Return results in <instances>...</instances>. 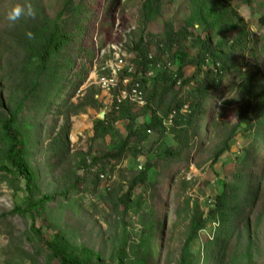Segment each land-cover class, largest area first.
Segmentation results:
<instances>
[{
	"label": "rangeland",
	"instance_id": "rangeland-1",
	"mask_svg": "<svg viewBox=\"0 0 264 264\" xmlns=\"http://www.w3.org/2000/svg\"><path fill=\"white\" fill-rule=\"evenodd\" d=\"M143 1L0 0V98L9 109L18 107L23 100L21 71L25 57L34 52L29 46L39 49L43 43V38L30 34L28 26L44 17L58 18L74 34L69 46L53 54L49 84L35 99L26 102L17 124L27 138L26 160L40 186L36 197L48 194L54 198L47 203L38 227L48 239L62 230L70 243L69 251L87 246L102 255V264H120L122 259L124 264H137L146 254L141 237L151 223L156 229L148 245L149 264H264V136L256 140L264 105L260 112L249 113L250 124L242 123L240 112L245 102L239 92L240 85L250 80L264 88V26L259 23L264 0H253L250 5L232 0L250 33L241 46L231 51L230 62L236 70L224 77L221 86L211 90L212 101L202 122L201 135L190 138L183 161L171 166L163 163L162 157L168 147L177 145L173 120L158 130H148L147 125L155 112L169 119L171 100L184 102L182 113H189L188 93L203 79L197 73L191 83H184V79L194 76L195 67L185 68L184 79L175 84L170 100L166 98L162 106L152 100L153 88L146 86L149 105L140 109L130 104L132 112L137 113L135 120H114L115 116H122L123 106L112 110L110 95L99 87L103 78L110 77L115 46L137 65L141 62L142 56L136 49L141 35L148 60L149 55L153 56L150 63L154 68L165 67L157 73L168 71L175 80L177 66L161 53L160 34L164 20L175 18L178 28L183 25L191 0H163V17L141 33ZM83 3L89 11L88 18L79 21L74 16ZM29 4L35 16H22L10 24V10ZM190 30L204 36L197 27ZM16 36H21L18 44L13 41ZM190 41L186 42V49L197 55ZM71 59L73 64L68 65ZM32 60L31 69L39 64L38 59ZM210 67L205 63L203 70L208 72ZM55 80L60 83L59 91L53 90ZM103 110L105 120L109 114L107 125L112 127L106 135L102 131L96 134L95 129ZM5 116L6 112L0 110V264H59L50 260L49 252L32 232L30 214L9 215L15 206H24L26 193L25 181L17 171L2 170L9 165L4 155L10 143L1 126ZM196 121L201 123L198 117ZM61 129L69 131V150L58 155L55 139ZM136 129L144 135L142 142H132L119 162L105 158ZM231 135L234 138L230 148L214 163L216 152L225 147ZM259 142L263 146L257 148ZM134 149L140 151L138 156ZM252 150L262 160L247 166L245 158ZM147 166V184L138 186L126 204L122 200L132 179ZM225 184L240 185L239 202L248 207L246 216L234 229L211 214ZM197 213L206 220V226L192 236L193 217ZM229 230L225 242L223 236Z\"/></svg>",
	"mask_w": 264,
	"mask_h": 264
},
{
	"label": "trees",
	"instance_id": "trees-1",
	"mask_svg": "<svg viewBox=\"0 0 264 264\" xmlns=\"http://www.w3.org/2000/svg\"><path fill=\"white\" fill-rule=\"evenodd\" d=\"M69 1L71 2L72 0H67V3ZM238 1L243 5H250L253 2V0ZM231 2L232 0H191L190 13L184 19V23L180 28L176 26L175 18H170L163 22V28L160 34L161 39L159 40L161 43L159 44L160 50L162 54L168 57L170 62L177 66V74L175 80H173V75L165 71L157 75V82L153 85H145V87L149 86L148 89L153 88V93L151 95L152 100L156 102L157 106H162L166 98L170 100L171 90L180 79H184L185 68L188 66L195 67V74L192 78L184 79L185 84H189L193 78H197V73L203 78L202 81L196 87H192L188 93L190 100L189 113H182L186 105L184 102L176 100H171V102H169V112L176 113L173 117L172 132L175 136L177 145L166 149L162 157L163 163L166 165L171 166L183 161V153L189 148L190 138L200 136L202 133L204 126L202 122L208 115V104L212 101V88L221 86L224 77L237 68L233 62H230L231 51H234L235 47L242 45V42L246 40L250 31L245 25V20L240 16L237 8L234 7ZM164 10L165 5L163 0H144L140 13L141 33H144L145 27L150 23L161 19ZM87 12L89 11L84 3L82 5L80 4L74 17L79 21H84L88 18ZM41 21L33 22L31 26H28L30 34L43 38V43L39 49H36L34 46H29V49L34 52L25 57V68L21 71L22 81L20 84L21 89H23L22 102L18 107L9 109L6 103L0 98V110L6 112L1 126L4 131L5 139L10 143L4 155V160L11 166L4 165L2 170L9 173L17 171L18 175L25 181L24 190L26 193L24 206H15L9 215L18 214L23 217H26L28 214L31 215L33 222L31 230L49 252L50 260H57L59 264H102V255L87 246L82 245L80 247H73L74 251H78L77 254L74 251H69L70 243L62 230H58L53 235L52 239H48L38 227L39 219L44 218L47 203L54 198L48 194H41L40 198L36 197L37 193L41 191L40 186L34 170L26 160L27 138L25 135L21 134L17 124L19 115L23 111L26 102L35 99L49 84L47 83V78L51 74L50 61L53 54L64 50L74 39V34L68 31L63 22L58 18L52 20L50 17H44ZM259 23L261 26H264V14L260 17ZM193 27L201 29L204 36L202 34L195 35L191 32L190 29ZM20 39L21 36L13 37V41L17 44L20 42ZM188 41L191 42V47L196 51L197 55H192L186 49L185 44ZM144 44V38L141 35L140 41L136 43V49L140 51L142 56V60L139 62L142 71L148 68L150 62V60H148V53L143 50ZM23 48L28 49V45L26 47L23 44ZM33 58L38 59L39 64H36L38 66L31 69L29 64L34 65ZM205 63H207V66H212L208 72L203 70ZM72 64V59L68 60V65ZM71 68L72 66L70 69ZM55 81H57V85L53 90H58L60 83L58 80ZM239 92L243 96L245 102V107L240 112L241 121L242 123L246 121L250 124L251 120H248L249 113L253 110L260 112L263 108L264 88L259 86L258 83H254L250 80L240 85ZM122 109V116H115L114 120L117 121L119 118L136 119L137 113L132 112L130 104L123 105ZM197 117L200 119L201 123L196 121ZM108 118L109 114L107 113L106 120H100L98 122L95 127L96 134L100 131H102L103 135L111 132V125H107L109 124L107 121ZM161 127H163V116L161 117L155 112L151 122L147 125V129L158 130ZM258 127L259 130L256 134V140H260L264 136V117L260 119ZM68 135L69 131L66 129H61L59 131L58 137L55 139L57 147L55 151L56 154L59 155L69 150ZM233 138L234 135L229 136L225 142V147L216 152L213 158L214 163H216L221 155L230 148L229 143ZM143 140L144 135L141 131L137 129L131 131L127 135L123 145L115 152L107 153L105 158L109 161L113 160L119 162L130 150L132 142H142ZM261 146H263V144L259 142L257 148ZM255 149L256 147H253V150ZM253 150L247 152L245 158L247 166L253 163V161L260 163L262 160L260 157L261 155L255 156ZM133 153L135 156H138L140 151L134 149ZM149 167L150 166H147L144 171L132 179L129 189L122 200L126 204L130 203L132 194L138 186L147 184ZM241 188L242 187L238 184L223 185L215 203L216 207H212L211 209V214L214 218L221 220L226 226L231 225L233 229L242 221V218L246 216L248 208L247 204L239 202L242 193ZM205 226L206 220L202 219V215H199V213L194 215L192 236H195L200 230L204 229ZM155 229L156 225L154 223H151L145 228L141 237V247L147 251L137 264H149L151 252L148 250V245ZM231 230L225 232L223 236L225 242L230 236ZM120 264H124L123 259L120 261Z\"/></svg>",
	"mask_w": 264,
	"mask_h": 264
},
{
	"label": "built area",
	"instance_id": "built-area-1",
	"mask_svg": "<svg viewBox=\"0 0 264 264\" xmlns=\"http://www.w3.org/2000/svg\"><path fill=\"white\" fill-rule=\"evenodd\" d=\"M152 58L153 56L149 55V59L153 60ZM152 64L149 62L148 68L142 71L139 64L129 59L119 46L114 47V62L110 67V77L103 78L99 83V87L110 95L112 110L117 111L125 104L140 109L148 105L145 85H153L157 80V72L165 70V67L160 65L154 68ZM173 117L174 112L170 114L168 120L163 117V125L172 123Z\"/></svg>",
	"mask_w": 264,
	"mask_h": 264
},
{
	"label": "clouds",
	"instance_id": "clouds-1",
	"mask_svg": "<svg viewBox=\"0 0 264 264\" xmlns=\"http://www.w3.org/2000/svg\"><path fill=\"white\" fill-rule=\"evenodd\" d=\"M22 16H28V17L35 16V10L32 8L30 4L25 6L16 5L8 13L7 19L10 22V24H15V22H17Z\"/></svg>",
	"mask_w": 264,
	"mask_h": 264
},
{
	"label": "water",
	"instance_id": "water-1",
	"mask_svg": "<svg viewBox=\"0 0 264 264\" xmlns=\"http://www.w3.org/2000/svg\"><path fill=\"white\" fill-rule=\"evenodd\" d=\"M105 117H106V111L103 110V111H101V113H100V118H101V120H105Z\"/></svg>",
	"mask_w": 264,
	"mask_h": 264
}]
</instances>
